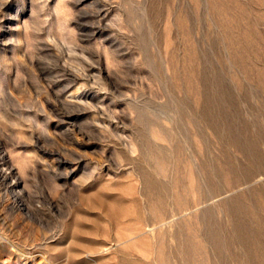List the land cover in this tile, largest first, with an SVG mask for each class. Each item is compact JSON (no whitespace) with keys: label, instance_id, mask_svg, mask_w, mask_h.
Here are the masks:
<instances>
[{"label":"rangeland","instance_id":"1","mask_svg":"<svg viewBox=\"0 0 264 264\" xmlns=\"http://www.w3.org/2000/svg\"><path fill=\"white\" fill-rule=\"evenodd\" d=\"M0 264H264V0H0Z\"/></svg>","mask_w":264,"mask_h":264}]
</instances>
